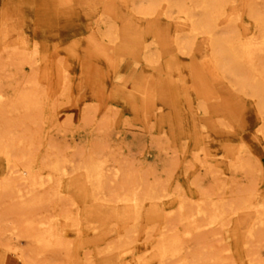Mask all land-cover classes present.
Instances as JSON below:
<instances>
[{"label":"rangeland","instance_id":"obj_1","mask_svg":"<svg viewBox=\"0 0 264 264\" xmlns=\"http://www.w3.org/2000/svg\"><path fill=\"white\" fill-rule=\"evenodd\" d=\"M182 1L200 10L199 0ZM135 2L0 0V100L25 87L35 101L9 106L15 123L3 142L13 141L16 169H29L40 191L23 210L0 193V264H264V111L228 74L204 68L209 34H193L184 10L162 0L142 16ZM207 5L226 18L215 30L232 48L255 47V70L241 68L259 79L264 33L251 15L264 17V0ZM177 40H189L183 53ZM80 152L102 166V188ZM6 168L0 151V182ZM142 183H156L155 198L134 199ZM210 212L220 215L202 226ZM28 221L30 232L56 237L51 250L27 235ZM167 224L180 248L161 257Z\"/></svg>","mask_w":264,"mask_h":264},{"label":"bare ground","instance_id":"obj_2","mask_svg":"<svg viewBox=\"0 0 264 264\" xmlns=\"http://www.w3.org/2000/svg\"><path fill=\"white\" fill-rule=\"evenodd\" d=\"M162 0H136L135 2V11L142 16H153L156 8L160 5ZM168 4V7L173 6L178 11L181 9L184 10L183 12L186 14L187 18L190 22L191 32L198 33V32H205L209 34V38L207 39L208 47L211 52V60L208 58L205 62V69L208 71H212L214 67L218 68L221 72L228 74L230 76L231 82L233 86L246 93L247 95L254 97L256 100L257 108L260 112L264 111V68L258 71L257 75L259 79H252V76L248 74V72H244L241 68L242 63L247 64V68L255 70L254 67L250 66L251 64V56L253 54L252 50L255 47H251L248 51L245 46L240 47H231L229 44V39L227 38L226 34L220 33L219 31L215 30V27L221 23L225 22L226 18L221 20H216V16L211 12V9L207 5V0H199L197 2L198 5H201L200 10L198 11H190L189 9H183V1L182 0H165ZM254 10V8H253ZM253 12L251 15L255 21L261 24L262 33H264V17L260 13ZM150 21V20H148ZM186 42V41H185ZM184 43H180L177 40V48L180 53L184 52ZM186 43H189L187 40ZM10 44H5L3 49L5 52L9 53L8 49ZM9 46V47H8ZM19 50L17 51V55H21V57L26 56V52L24 51L22 45L19 46ZM257 50H261L260 47H257ZM34 52V49H33ZM209 61H212L214 66L212 68L207 65ZM246 69V68H245ZM244 69V70H245ZM251 70V71H252ZM262 79V80H260ZM12 102V103H10ZM35 105V101L33 98V94L26 89L25 87H18L16 89V93L14 99L5 103L0 100V151L4 154L7 162V168L5 172V176L1 179V187L0 193H4V195L8 194V196L14 197L15 201L12 204V209L23 210L28 207H31L33 203L37 202L38 198L37 193L40 191L35 187V182L32 180V174L29 169L25 171V174H20L19 170L16 169V158L12 153L13 149V141L8 140L9 142H3L5 139L11 138V132L14 126L13 121L8 114L9 106L10 107H22L24 109H29ZM7 113V114H6ZM91 155V153H90ZM87 154V161L91 157ZM82 156H84L83 152L78 153L79 164L86 170L88 178L93 181V186L97 188H102L108 182V178H105L103 173V168L100 164L93 161V164L84 163L82 160ZM81 162L83 164H81ZM80 165L76 167H80ZM61 161L56 162L52 165L53 169H59L61 167ZM117 171L114 172V174ZM125 182L128 181L129 175L124 177ZM21 181V182H19ZM18 182V183H17ZM42 193L46 192V188L42 186ZM139 197L134 198L137 201L155 198L157 191L156 183L150 185L148 183H142L138 186ZM121 195L116 194L114 196H110L108 199L115 200L120 199ZM122 199V198H121ZM187 199L185 197H181V203L178 206V211L185 210V205L187 203ZM187 210V218H191L193 215V210L188 208ZM198 212L204 213L206 212L205 208H198ZM221 213V212H219ZM220 214H214L213 212L209 214L208 220L202 225L205 226L206 224L215 220V218L219 217ZM27 224V235L31 237V239L36 242L41 248L46 247L48 250H51L49 247L53 245V237L51 233L48 231V236H42L41 234L30 232L32 227L30 226V222H26ZM48 227L46 228V230ZM166 231L163 232L159 239L158 249L161 257L163 256H172L177 250L180 248L178 246V239L179 234L177 229H173L172 226L169 227L167 224ZM40 227L37 225L35 227V231H39ZM186 233V232H185ZM257 237L260 235L257 233ZM40 248V249H41ZM46 249V250H47ZM195 254V253H194ZM193 254V255H194ZM4 257V256H3ZM197 259V257L195 258ZM29 264H36L35 261H28ZM178 264H189L186 262L185 258L179 260ZM256 264H262L261 261H256Z\"/></svg>","mask_w":264,"mask_h":264}]
</instances>
